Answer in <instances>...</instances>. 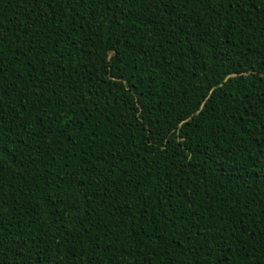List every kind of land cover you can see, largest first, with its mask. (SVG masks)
Instances as JSON below:
<instances>
[{
	"label": "trees",
	"instance_id": "obj_1",
	"mask_svg": "<svg viewBox=\"0 0 264 264\" xmlns=\"http://www.w3.org/2000/svg\"><path fill=\"white\" fill-rule=\"evenodd\" d=\"M262 153L264 0H0V264H264Z\"/></svg>",
	"mask_w": 264,
	"mask_h": 264
},
{
	"label": "snow or ice",
	"instance_id": "obj_2",
	"mask_svg": "<svg viewBox=\"0 0 264 264\" xmlns=\"http://www.w3.org/2000/svg\"><path fill=\"white\" fill-rule=\"evenodd\" d=\"M262 155H264V153H262Z\"/></svg>",
	"mask_w": 264,
	"mask_h": 264
},
{
	"label": "rangeland",
	"instance_id": "obj_3",
	"mask_svg": "<svg viewBox=\"0 0 264 264\" xmlns=\"http://www.w3.org/2000/svg\"><path fill=\"white\" fill-rule=\"evenodd\" d=\"M133 92H135V91H133Z\"/></svg>",
	"mask_w": 264,
	"mask_h": 264
}]
</instances>
